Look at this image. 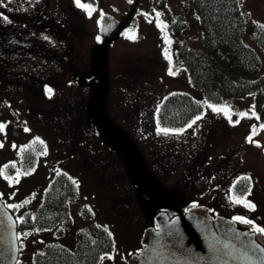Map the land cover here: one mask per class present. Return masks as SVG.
<instances>
[{"label": "rangeland", "instance_id": "1", "mask_svg": "<svg viewBox=\"0 0 264 264\" xmlns=\"http://www.w3.org/2000/svg\"><path fill=\"white\" fill-rule=\"evenodd\" d=\"M132 3L81 2L91 6L89 15L75 0H0V68L4 34L13 32L12 37L23 50L17 66L7 65L17 67V73L6 74L5 69L0 73V123L6 125L0 131V198L6 205H22L14 207L15 214L20 215L38 205L50 181L61 171L75 181L77 191L70 199V224L61 218L54 226L34 230L23 238V251L18 255L23 264H30L31 254L50 240L72 245L75 231L89 221L104 227L113 239L111 249L95 264H126L129 254L140 246L143 229L152 225L153 214L166 207L163 201L149 203L143 199L141 189L130 179L133 164L125 147L109 144L105 137L95 134L90 123L91 103L98 92L97 82L90 77L93 51L100 45L96 52V70L104 83L96 108L100 127L111 128L118 138L135 141L142 168L139 177L149 193L168 192L182 207L203 204L211 212L252 221L247 224L235 219L241 228L254 231L264 227V128L258 124L253 107L254 93L225 97L215 104L226 107L231 120L223 111L214 112L206 106L212 103H205L198 114L202 118L191 128L187 125L196 116L182 133H158V127H165L160 126L156 111L168 93L186 91L202 99L201 91L191 87L186 67L173 53L174 41L186 34L194 36L192 46L203 47L199 19L193 7L187 8L189 28L174 35L167 27L162 31L157 26V20L167 24L162 15L156 17L159 10L152 0H138L136 26L123 27L114 39L102 44L101 31L114 27L107 22L120 18ZM166 4L175 15L184 2L166 0ZM242 7L248 13V22H264V0H243ZM105 14L108 17L102 28ZM246 40L258 52L263 70L264 51L250 37ZM166 49L171 59L166 58ZM169 69L174 74H169ZM42 83L51 93H33L32 105H27L21 98L25 96L16 91ZM58 105L64 111L57 109ZM60 112L68 113L62 116L69 120H55ZM92 135L97 138L96 144L90 141ZM31 140L37 150L33 162L26 165L21 152ZM184 143L191 157H186L187 162L183 158L172 164L165 153H173L165 149ZM13 163L15 168L11 167ZM5 165L9 167L5 169ZM185 167L191 168V177L184 176ZM30 170L31 174H24ZM5 175L13 177L12 181ZM243 177L250 180H244L241 194L235 193L234 185ZM234 197L245 199L255 208L234 202ZM255 234L264 245V235Z\"/></svg>", "mask_w": 264, "mask_h": 264}, {"label": "trees", "instance_id": "2", "mask_svg": "<svg viewBox=\"0 0 264 264\" xmlns=\"http://www.w3.org/2000/svg\"><path fill=\"white\" fill-rule=\"evenodd\" d=\"M152 1L166 21L169 32L174 35L189 28L185 10L193 7V12L199 19L203 42V47L192 46L190 43L194 36L190 34L174 41V57L184 64L191 87L201 91L202 99L194 98L186 91L175 90L168 93L156 111L160 126L183 128L203 111L205 102L218 104L225 97H240L247 93H254L258 124L264 125V69L261 70L262 61L258 52L246 40V36L250 37L264 51V28L260 27L264 22H248V13L242 7L243 0H183L182 8L175 15L166 0ZM81 2L95 4L96 0ZM137 2L138 0L131 2L132 6L128 11L122 12L120 18H112L111 22H107L114 27L106 32L101 31L103 41L114 39L123 27L136 26ZM107 17L105 14V19L101 21L102 28H105ZM23 162L29 163L26 156ZM243 184L244 179L235 183L234 192L241 194ZM76 194L74 180L61 171L44 191L33 219L29 216L30 208L16 215L15 208L9 207L16 218L19 254L23 251V238L28 233L56 224L59 219L53 218L52 213H61L63 220L67 224L71 223L70 199ZM56 234L59 235L60 230ZM74 236L75 242L70 246L56 240L46 242L31 254L30 264H95L100 255L113 246L109 232L104 227L94 225L92 221L89 225L79 227ZM16 264H23L20 258Z\"/></svg>", "mask_w": 264, "mask_h": 264}, {"label": "water", "instance_id": "3", "mask_svg": "<svg viewBox=\"0 0 264 264\" xmlns=\"http://www.w3.org/2000/svg\"><path fill=\"white\" fill-rule=\"evenodd\" d=\"M96 49L92 73L98 81L99 91L91 105L95 130L108 135L116 144L128 145L129 156L135 162L132 181L143 188L145 200L155 202L165 197L177 212L172 217L162 210L154 214L155 226L144 228L141 246L129 254L126 264H264V254L254 253L251 242L260 247L264 245L256 239L254 231L239 227L234 219L212 214L203 204L191 205L183 211L167 195L148 196L146 184L137 178L140 161L134 155L133 144L124 139L116 140L110 132L100 129L96 105L104 93V83L96 70L99 64ZM18 253L16 218L0 198V264H16Z\"/></svg>", "mask_w": 264, "mask_h": 264}, {"label": "flooded vegetation", "instance_id": "4", "mask_svg": "<svg viewBox=\"0 0 264 264\" xmlns=\"http://www.w3.org/2000/svg\"><path fill=\"white\" fill-rule=\"evenodd\" d=\"M12 34H13V32H11V33H9V34H4L3 36H2V41H3V44H4V49H3V51H1V57H2V62H3V67H1L0 68V73H1V70H4L5 69V71H6V74H9V73H17V67L16 68H13V67H11V68H9V67H7V65L8 64H11L12 66H17V64H19V62H20V60L22 59V56H21V54H22V52H23V50H21V48L19 47V44L18 43H16L17 41H15L14 40V38L12 37ZM108 41H110L109 39H106V40H104V41H102V44H104V43H106V42H108ZM101 47V45L96 49V51H95V53L98 51V49ZM97 56V55H96ZM95 59V58H94ZM20 67V66H19ZM91 70H92V67H91ZM92 72V71H91ZM91 78H93L96 82H97V84H98V81H97V79H96V77H94V75H93V73L91 74V76H90ZM45 81H43V83H44ZM40 84V85H38L36 88H34V86H32V85H29L28 87L27 86H25V88L24 89H18V88H16V91L17 92H19L20 94H23L24 96H25V98L24 97H21V98H23V99H25L26 101V103H27V105L29 104V103H31V104H29V105H32V104H34L33 103V99H32V97H33V93L36 95H38L39 96V93L41 94V95H44V94H46L47 92L46 91H48V89H47V87L44 85V84ZM98 91H99V85H98ZM98 93V92H97ZM97 95V94H96ZM96 95L94 96V98L96 97ZM103 96V95H102ZM94 98H93V100H94ZM102 98V97H101ZM164 98V97H163ZM163 98H162V100H163ZM161 100V101H162ZM100 101V100H99ZM99 101H98V103H99ZM161 101H160V103H161ZM93 102V101H92ZM98 103H97V105H98ZM159 103V104H160ZM91 105H92V103H91ZM97 105H96V108H97ZM159 106V105H158ZM30 108H33V106H30ZM57 109H59V110H62V108H61V106L60 105H58V108ZM62 111H64V110H62ZM62 114L63 115H66V116H68V113H65V112H60V113H58V115L57 116H55V120H69V118H65V117H63L62 116ZM98 114V110H97V112H96V115ZM90 115H91V107H90ZM101 115V114H100ZM98 117V116H97ZM98 119H100L99 117H98ZM90 123H91V125H92V127H93V130L95 131V134H97V135H99V136H103V137H105L106 139H107V141L109 142V144H111V145H113V146H116V145H122V146H124L125 147V149H126V151H127V157H129L130 158V156H129V148H128V145L127 144H116V143H114L113 141H111L110 139H109V137H108V135H106V134H100V133H98L96 130H95V125H94V119H93V117H92V115H91V118H90ZM100 129L101 130H106V131H108V132H110L112 135H113V137L116 139V140H128V141H130L132 144H133V152H134V155L138 158V160L140 161V159H139V157L138 156H140V155H138L139 154V152H138V148H137V144L135 143V141L133 140H130L128 137H124V138H118L117 136H115L114 134H113V132H112V130H111V128H106V129H103V128H101L100 127ZM96 136L95 135H92L91 136V143L92 144H96ZM93 146H91V148H92ZM23 152H21V154H22V156H23V158H22V161H24V156H26L27 158H28V164H26V165H30V162L32 163L33 162V157H34V151L35 150H37V148L34 146V145H32V140L30 141V142H28L24 147H23ZM166 151H170V152H172L173 154H170L171 156H168L166 153H165V157H170V160H171V163L172 164H176V162L177 163H180L181 161H182V159L184 158L185 159V162H187L188 160L186 159V157L187 158H190L191 157V153H190V149L188 148V144H186V143H184V144H173V145H171V146H169V148H167V149H165ZM120 155V154H119ZM131 159V158H130ZM131 161H132V164H133V167H132V169H131V174H130V179H131V181H132V172H133V170H134V168H135V162L131 159ZM174 165H172V166H174ZM188 169H191L190 167L189 168H186L185 167V174H184V176H186V177H191L190 176V174H189V172L191 171H188ZM139 172H142V168H141V162H140V169H139ZM139 172H138V174H137V178L138 179H140V177H139ZM141 180V179H140ZM144 182V181H143ZM132 183H133V181H132ZM145 183V182H144ZM134 184V183H133ZM146 184V183H145ZM135 185V184H134ZM146 186H147V184H146ZM137 188H139V189H141V192H142V197H143V199L145 200V198H144V191H143V188L141 187V186H136ZM147 189H148V196H155V195H158V194H164V195H167L168 196V198L170 199V201L175 205V206H177V207H179L180 209H182L183 211H185L189 206H191V205H193V203L192 204H189L188 206H184V207H182V206H180L177 202H176V200H173L174 198L168 193V192H164V191H159V192H156V193H154V195L152 194H150L149 193V188H148V186H147ZM41 201V200H40ZM40 201H39V203H38V205H36L34 208H32V209H30V219H33L35 216H36V213H37V211H38V207H39V204H40ZM146 201V200H145ZM159 201H163L164 203H165V208L164 209H161L162 211H165L168 215H169V217H172L173 215H175L177 212H176V210H175V208H173V206L169 203V201L167 200V198H165V197H160L157 201H155V202H159ZM148 202V201H147ZM149 203H154V202H149ZM210 208V207H209ZM161 210H158V211H161ZM211 213H213V214H216V213H214V212H211ZM52 217L53 218H57V219H61L62 218V214L60 213H58V212H55V213H52ZM44 217H46V216H44ZM47 217H49V215H47ZM89 223H90V221L88 222V224H86V225H89ZM152 225L153 226H155V222H154V214H153V223H152ZM150 226V225H149ZM147 227V226H146ZM144 230V229H143ZM141 237V236H140ZM139 242H140V239H139ZM140 246H141V244H140ZM140 246H138L137 247V249L140 247Z\"/></svg>", "mask_w": 264, "mask_h": 264}, {"label": "snow or ice", "instance_id": "5", "mask_svg": "<svg viewBox=\"0 0 264 264\" xmlns=\"http://www.w3.org/2000/svg\"><path fill=\"white\" fill-rule=\"evenodd\" d=\"M129 2L131 3L132 0H129ZM75 3H76V5H77L78 7L85 8V9L88 11V14L91 15V11H92V9H91V6H90V5H84V4H81V0H75ZM0 15H2V14H0ZM160 15H161L160 12H157V13H156V17H157V18H159ZM3 19H4V20H7L8 18H7L6 16H4ZM150 22H151V21H150ZM157 26H158V27H161L162 31H163L164 28L167 27V25H163L162 22H160L159 20H157ZM260 27L264 28V25H260ZM97 39H99V37H97ZM165 40H166V41L168 40L167 36H165ZM165 56H166V58L171 59V57H170L169 54H168L167 49L165 50ZM169 74H174V73L172 72L171 69H169ZM48 91H49V93H51V89H48ZM205 103H206V102H205ZM206 106H207L208 108L212 109V111H214V112H221V111H223L224 114H225L226 116H228L229 120H231V115L229 114V111L227 110L226 107H224V106H219V105H215V104H206ZM253 107H254V106H253ZM239 115L243 116V115H246V113H240ZM253 115H255V113H253ZM201 118H202V117L199 116V115L196 116L195 119H193V120L187 125V127L191 128V127H192L194 124H196V122H197L198 120H200ZM257 118H259V117H257ZM5 127H6L5 124L0 123V131H2ZM260 127H261V128H264V125H261ZM157 130H158V133H164L165 135H167V134H169V133H176V134H179V133H182V132L184 131L183 128H180V129H169V128H160V127H158ZM25 131H29V129L26 128ZM255 134H256V127L253 126V132H252V135H255ZM37 139H39V138H37ZM248 140H249V142H251V141H252V136H249V137H248ZM41 143H43V142L41 141ZM0 147H3L2 142H0ZM13 147L15 148L16 145H13ZM8 167H9V165H5V166H4L5 169H7ZM11 167L15 168V164L13 163V164L11 165ZM33 170H34V169H33ZM31 171H32V170H30L29 172H26V173H24V174H25V175H29V174H31ZM19 176H20V171H19V169H17V171H16V177H15L17 183L19 182V180H18V177H19ZM4 178L7 179V180H9V182H11L12 179H13V177H9V176H7V175H5ZM241 179H244V180H250V177H243V178H241ZM74 183H75V181H74ZM246 191L250 194L251 189H250V188H247ZM2 195H3V194H0V196H2ZM233 199H234V202H236V203H245V205H246L247 207H250V208H252V209L255 208V205H254V204H251L250 202H247L245 199H242V198H240V197H234ZM25 203H27V201H26ZM21 206H22V205H8V207H15V208H19V207H21ZM235 219L238 220V221H243L244 223H247V224H251V223H252V221L247 220V219H244V218L239 217V216L236 217ZM254 231H255V232H258V233H260V234H262V235H264V227H257L256 229H254ZM251 247H252V250H253L254 253H255V252H258V253L264 254V247H260V245H259V244H256L254 241L251 242Z\"/></svg>", "mask_w": 264, "mask_h": 264}]
</instances>
